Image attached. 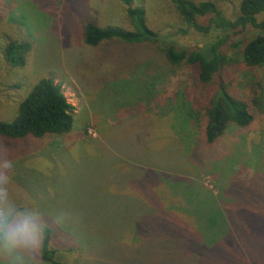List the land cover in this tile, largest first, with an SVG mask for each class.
Returning a JSON list of instances; mask_svg holds the SVG:
<instances>
[{
  "label": "rangeland",
  "instance_id": "1",
  "mask_svg": "<svg viewBox=\"0 0 264 264\" xmlns=\"http://www.w3.org/2000/svg\"><path fill=\"white\" fill-rule=\"evenodd\" d=\"M212 1L226 18L237 15L240 0ZM127 7L118 0H0V121L16 117L41 78L60 84L74 109L67 134L0 136V175L8 178L10 199L39 207L59 264H219L213 249L186 257L183 240L219 247L227 229L264 264V118L230 126L211 145L197 140L190 99L142 120L135 106L145 77L135 71L114 82L112 68L95 62L104 51L84 42L88 23L131 28ZM130 7L143 8L166 42L198 47L222 34L181 32L186 26L167 0H133ZM255 34L248 28L231 40ZM10 40L29 43L24 65L7 60ZM230 58L236 61L216 80L252 96L253 75L246 76L236 53ZM255 72L263 77L264 68ZM188 85L178 71L165 97Z\"/></svg>",
  "mask_w": 264,
  "mask_h": 264
},
{
  "label": "trees",
  "instance_id": "2",
  "mask_svg": "<svg viewBox=\"0 0 264 264\" xmlns=\"http://www.w3.org/2000/svg\"><path fill=\"white\" fill-rule=\"evenodd\" d=\"M118 1L128 6L126 19L131 28L111 24L101 27L88 23L84 29V42L104 51L95 62L99 68H112L110 79L114 82L135 71L145 77V85L140 89L135 106L142 120L151 118L173 100L190 99L192 104L188 112L197 140L211 145L230 126L247 127L256 118H264V75L259 77L255 72L264 68V0H240L235 18H226L212 0H167L186 26L181 32L194 29L208 34L215 29L222 33L198 47L163 41L158 32L149 27L143 8L130 7L133 0ZM248 28L254 29L256 34L248 39L231 40L232 35ZM29 49V43L16 40L8 41L3 47L7 60L17 66L24 65ZM234 53L243 72L247 70L246 76L253 75L248 82L251 91H254L252 96L249 93L241 95L231 84L232 81L225 83L216 80L231 61H236L230 58ZM178 71L185 73L189 85L165 97V86ZM73 110L61 85L51 78H41L20 102L16 117L11 122L0 121V136L19 139L28 135L41 138L67 134L73 127ZM171 235L175 239L177 236L184 239L179 233L171 232ZM51 236L52 229L48 227L44 246L39 253L42 264L60 263L58 249L51 246ZM238 236V233L227 229L219 247L214 245L212 248L196 237H187L183 241H188V245L183 251L186 257H190L200 252L206 255L213 249L218 253L219 264H238L240 261L241 264H262L251 257L249 248ZM174 238L172 240L176 246L172 249L176 250L180 244ZM179 250L181 246L176 252Z\"/></svg>",
  "mask_w": 264,
  "mask_h": 264
},
{
  "label": "clouds",
  "instance_id": "3",
  "mask_svg": "<svg viewBox=\"0 0 264 264\" xmlns=\"http://www.w3.org/2000/svg\"><path fill=\"white\" fill-rule=\"evenodd\" d=\"M7 181L0 175V264H39L48 221L35 204L17 206L4 187Z\"/></svg>",
  "mask_w": 264,
  "mask_h": 264
}]
</instances>
